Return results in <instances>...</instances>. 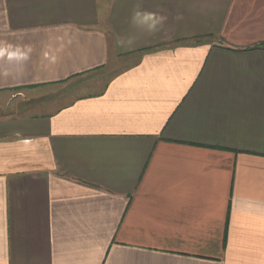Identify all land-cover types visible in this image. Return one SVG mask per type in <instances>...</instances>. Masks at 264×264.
<instances>
[{
  "label": "crops",
  "instance_id": "crops-1",
  "mask_svg": "<svg viewBox=\"0 0 264 264\" xmlns=\"http://www.w3.org/2000/svg\"><path fill=\"white\" fill-rule=\"evenodd\" d=\"M0 264H264V0H0Z\"/></svg>",
  "mask_w": 264,
  "mask_h": 264
}]
</instances>
